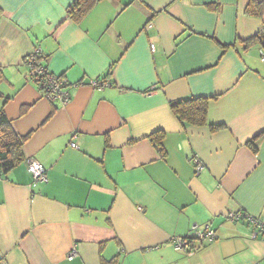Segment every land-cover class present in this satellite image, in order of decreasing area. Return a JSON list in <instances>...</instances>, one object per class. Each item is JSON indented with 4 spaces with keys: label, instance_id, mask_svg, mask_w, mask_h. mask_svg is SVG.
Wrapping results in <instances>:
<instances>
[{
    "label": "crops",
    "instance_id": "obj_1",
    "mask_svg": "<svg viewBox=\"0 0 264 264\" xmlns=\"http://www.w3.org/2000/svg\"><path fill=\"white\" fill-rule=\"evenodd\" d=\"M74 1L0 0V107L46 175L33 185L25 161L0 175V264H264L247 218L264 224V48L246 42L264 6L99 0L75 21ZM34 50L66 103L29 78ZM196 96L208 125L182 127L169 102ZM206 224L212 241L175 248Z\"/></svg>",
    "mask_w": 264,
    "mask_h": 264
},
{
    "label": "trees",
    "instance_id": "obj_2",
    "mask_svg": "<svg viewBox=\"0 0 264 264\" xmlns=\"http://www.w3.org/2000/svg\"><path fill=\"white\" fill-rule=\"evenodd\" d=\"M99 0H75L67 7L68 17L78 21L85 13ZM264 6V0H248L246 7V13L251 16H259ZM247 43L259 44L264 48V27L255 35L251 36ZM222 47L225 48L224 45ZM34 55L35 62L42 65L43 71L38 75L39 78L44 77L47 74L46 71V55L40 51H34L28 54V57ZM111 69H108L98 80L105 79L109 76ZM61 77V76H60ZM1 80V73H0ZM36 81L37 83H39ZM0 96L2 94L0 93ZM8 98V97H7ZM5 97L4 101L7 100ZM209 97L196 96L188 99L172 100L169 102V106L181 123L182 127L187 125H208L207 123V105ZM2 102V103H3ZM221 124H209L210 130L214 131L218 129ZM29 134L19 135L17 134L10 123V120L6 117L3 108L0 107V173H7L18 163L24 161L25 154L23 150L24 143ZM165 136V131L162 129H156L150 132L145 137L153 144V146L160 152V155H164L165 151L162 147V140ZM256 151V148L253 149ZM195 240L196 237H190ZM183 250V249H181ZM192 244L188 253L192 251Z\"/></svg>",
    "mask_w": 264,
    "mask_h": 264
},
{
    "label": "built area",
    "instance_id": "obj_3",
    "mask_svg": "<svg viewBox=\"0 0 264 264\" xmlns=\"http://www.w3.org/2000/svg\"><path fill=\"white\" fill-rule=\"evenodd\" d=\"M33 59H34V57L29 58V62H30L29 67H30V71H31V74L33 75V77L35 79H38V75L43 71V69H42V66H40V65H34ZM260 59L262 61H264V50H262V49L260 50ZM38 82H39V85L41 86L44 94L46 95V97L48 99L59 100L62 103L66 102L68 100L69 94L63 86V80H61L60 78L53 76V75L46 74L44 77L39 78ZM94 82L96 83L95 85H97V86H102V85L107 84L104 81L98 82V80H93L92 84ZM70 145L74 147L75 143L71 142ZM193 162L195 164L196 170H199L202 167L201 162L197 158H194ZM26 163H27V170L32 175V180H33L32 184L33 185L35 184V182L46 180L45 168L40 162H38L34 159H27ZM241 216L247 217L246 214L240 213V212H228L227 213V218H229L230 220H238V219L242 218ZM247 218L254 225H256L259 228L262 235H264V224L260 223L258 220L254 219L252 217H247ZM192 229L195 230L196 227L193 225ZM192 237H196V239L193 240L190 237L175 239V241H174L175 248L183 249V250H189L191 244L194 241H200V242L212 241L215 238V235H214V231L212 230V228L208 224H206L205 226L198 228ZM73 253H74V251L71 252L70 257Z\"/></svg>",
    "mask_w": 264,
    "mask_h": 264
},
{
    "label": "clouds",
    "instance_id": "obj_4",
    "mask_svg": "<svg viewBox=\"0 0 264 264\" xmlns=\"http://www.w3.org/2000/svg\"><path fill=\"white\" fill-rule=\"evenodd\" d=\"M34 51H38V50H34ZM33 51V52H34ZM33 55V54H32ZM32 55L30 56V57H32ZM30 57H28V55H27V58H26V62L28 63V76H29V78L31 79V80H34L35 82V84H37V86L40 88V90L42 91V95L45 97V98H47L46 97V95L44 94V92H43V90H42V88H41V86L39 85V83H37L36 81H38V79H35L34 77H33V75L31 74V71H30V67H29V58ZM33 64L34 65H40V64H37L36 62H35V57H34V59H33ZM40 66H42V65H40ZM46 71H47V74H49V75H53V76H56V77H58V78H60L61 80H63V86H64V88H65V81H64V79L62 78V77H60V75H58V74H53L52 72H49L48 70H47V67H46ZM97 80V79H96ZM93 81V80H92ZM92 81H91V84H92ZM100 80H98V82H99ZM100 82H103V81H100ZM104 82H106V81H104ZM107 84H108V82H106ZM106 84V85H107ZM93 85V84H92ZM93 86H95V85H93ZM103 86H105V85H102V86H97V87H99V88H101V87H103ZM68 92V91H67ZM69 94V93H68ZM48 99V98H47ZM48 100H50V99H48ZM50 101H53V100H50ZM59 101V100H58ZM62 102H60L59 101V104H61ZM64 103H66V102H64ZM63 103V104H64ZM28 159V158H27ZM27 159H25L24 161H25V163H26V160ZM26 169H27V163H26ZM28 171V170H27ZM29 172V171H28ZM30 173V172H29ZM0 175H2L1 173H0ZM30 175H31V173H30ZM31 177H32V175H31Z\"/></svg>",
    "mask_w": 264,
    "mask_h": 264
},
{
    "label": "bare ground",
    "instance_id": "obj_5",
    "mask_svg": "<svg viewBox=\"0 0 264 264\" xmlns=\"http://www.w3.org/2000/svg\"><path fill=\"white\" fill-rule=\"evenodd\" d=\"M93 84L95 85L96 83L94 82ZM95 87H97V85H95Z\"/></svg>",
    "mask_w": 264,
    "mask_h": 264
},
{
    "label": "rangeland",
    "instance_id": "obj_6",
    "mask_svg": "<svg viewBox=\"0 0 264 264\" xmlns=\"http://www.w3.org/2000/svg\"><path fill=\"white\" fill-rule=\"evenodd\" d=\"M34 57V55H32V58Z\"/></svg>",
    "mask_w": 264,
    "mask_h": 264
}]
</instances>
